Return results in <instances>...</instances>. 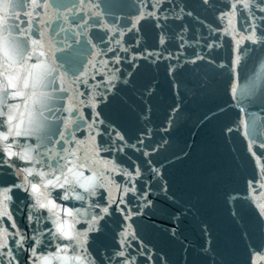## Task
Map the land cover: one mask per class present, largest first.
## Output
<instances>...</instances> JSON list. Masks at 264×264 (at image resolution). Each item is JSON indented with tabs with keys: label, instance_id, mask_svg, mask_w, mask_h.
<instances>
[{
	"label": "water",
	"instance_id": "1",
	"mask_svg": "<svg viewBox=\"0 0 264 264\" xmlns=\"http://www.w3.org/2000/svg\"><path fill=\"white\" fill-rule=\"evenodd\" d=\"M21 2L23 7L18 11L23 16L30 10L29 0ZM47 2L50 7L41 11L47 24L35 27L53 41L55 63L63 77L57 83L67 89L55 93L59 99L52 101V111H45L46 134L52 141L49 147L59 151L61 145L55 143L61 139L59 134H72L71 129L65 132L64 128L65 120L70 118L65 111L68 97L78 98L83 91L87 99L96 83L93 74L99 79L96 70L105 71L101 62L113 57L111 49L119 46L115 43L119 40L130 52L120 53L122 63L112 65L120 69L116 87L98 110L106 124L125 136L129 146L123 152L113 150L103 155L115 157L124 167L135 164L142 170L137 186L149 191L152 205L143 208L134 227L152 255L147 264H249L253 249L264 246V219L250 202L248 188V182L257 174L248 145L264 141V45L248 44L238 69L232 71L234 42L222 31L211 32L224 28L226 21L219 16L227 10L230 0H209L207 5L202 0H170L163 5L157 0ZM152 4L163 9L158 13L161 20L146 18L137 25L138 30L127 31ZM180 8L185 12L180 13ZM187 11L193 16L188 17ZM177 14L183 19H175ZM165 15L167 20L163 19ZM245 19L240 16L234 23L243 28ZM157 23L163 27H157ZM161 34L166 40L164 48L158 43ZM213 40L217 46L210 51L207 44ZM145 50L183 56L155 62L152 58L137 59L135 66L128 62L131 53ZM194 53L213 62L193 64ZM170 65L175 66L171 75ZM81 78L88 82L87 87ZM233 85L238 100L231 95ZM244 121L248 124L247 139ZM165 127L168 131L163 130ZM85 133L82 128L75 136L80 139ZM145 133L150 137L145 138L147 149H158L147 158L142 151L130 147ZM97 139L110 145L115 137L104 135ZM63 147L71 145L65 143ZM137 148L144 146L137 144ZM255 150L264 151L258 147ZM146 159L152 163H146ZM153 166L159 169V176L151 171ZM14 182L18 178L13 169L0 164V188ZM12 195L11 210L20 227L27 228L32 202L22 189H15ZM140 203L134 201L133 207ZM121 227L122 217L113 213L100 222L98 232L90 234L88 247L97 264H109ZM17 254L23 259L21 253ZM136 256L138 264H145L139 252Z\"/></svg>",
	"mask_w": 264,
	"mask_h": 264
},
{
	"label": "snow or ice",
	"instance_id": "2",
	"mask_svg": "<svg viewBox=\"0 0 264 264\" xmlns=\"http://www.w3.org/2000/svg\"><path fill=\"white\" fill-rule=\"evenodd\" d=\"M169 2L157 0L161 5ZM202 2L207 5L209 0ZM22 7L21 0H0V164L13 169L18 178V182L11 186L0 188V264H97L89 251V236L98 232L100 222L113 213L122 217V227L116 238V247L109 256V264L113 260L115 264H138L137 252L147 264L152 255L143 246L134 225L135 218L143 214V208L152 205L149 191H142L137 186L143 175L139 165L124 167L115 157L103 155L113 150L123 152L129 145L120 131L106 124L98 110L116 87V73L120 69L112 65H120L123 59L120 53H129L130 49L116 40L119 46L111 49L113 57L101 62L105 71L96 70L99 79L95 73L92 76L96 81L92 86L94 91L87 93V99L83 91L78 93V98L75 95L68 97L65 111L70 118L65 120L64 128L65 132L71 129L72 134L60 133L61 139L55 143L61 147L54 152L49 147L51 135L46 134L45 111H52V101L59 99L55 93L67 89L57 83L63 77L55 63L53 41L43 30L35 27L38 23L47 24L41 17V11H46L50 5L47 0H29L30 10L21 16L18 9ZM162 10L155 4L150 5L149 10L139 14L127 31L138 30L137 25L146 18L159 22L161 16L158 13ZM179 12L184 13L185 9L180 8ZM186 15L191 17L193 13L187 11ZM240 16L246 17L243 28L234 23ZM168 18L167 15L163 17L164 20ZM175 19L183 17L177 14ZM219 19L226 21L224 28H214L211 32L222 31L234 42L232 71L235 73L241 63V53L247 50L248 44L264 45V0H230ZM156 26L163 27L159 23ZM119 35L123 36L124 32ZM158 43L161 48L166 46L163 34ZM216 46L215 40L207 44L210 51ZM181 56L183 53L164 56L163 52L145 50L139 54L131 53L128 62L150 58L152 62L179 60ZM198 61L213 62L200 53H194L191 63ZM174 67L170 65V75ZM261 71L264 72V65H261ZM81 82L87 87L86 80L81 78ZM231 95L239 99L235 85L231 88ZM242 123L247 139L248 124L247 121ZM82 128L86 129L85 136L77 139L75 133ZM163 130L168 131V127ZM104 135L115 139L110 145L102 144L97 138ZM145 138H150L148 133L137 141L138 145L144 146L143 149L137 148V144L130 147L142 151L147 158L158 149H147ZM32 140L36 143H30ZM65 143L71 147H63ZM257 147L264 149V141L259 144L253 141L248 145L257 169L256 177L248 182L249 200L257 209L258 216L264 219V151L257 152ZM146 163L152 162L146 159ZM151 171L160 175L155 166ZM15 189H22L32 202L27 228L20 227L11 210ZM134 201L141 203L134 208ZM42 221L43 226H40ZM17 253H21L23 259ZM249 264H264V246L253 249Z\"/></svg>",
	"mask_w": 264,
	"mask_h": 264
}]
</instances>
